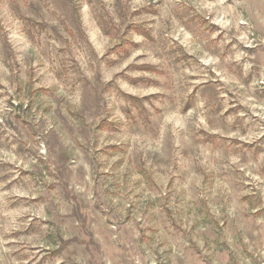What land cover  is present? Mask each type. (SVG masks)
Listing matches in <instances>:
<instances>
[{
  "label": "rangeland",
  "instance_id": "obj_1",
  "mask_svg": "<svg viewBox=\"0 0 264 264\" xmlns=\"http://www.w3.org/2000/svg\"><path fill=\"white\" fill-rule=\"evenodd\" d=\"M0 264H264V0H0Z\"/></svg>",
  "mask_w": 264,
  "mask_h": 264
}]
</instances>
